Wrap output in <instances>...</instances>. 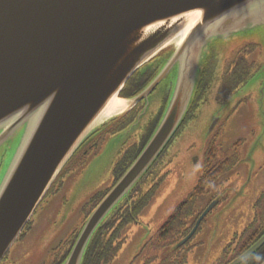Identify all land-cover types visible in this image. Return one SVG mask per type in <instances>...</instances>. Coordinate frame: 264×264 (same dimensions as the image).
I'll return each instance as SVG.
<instances>
[{
  "label": "water",
  "instance_id": "1",
  "mask_svg": "<svg viewBox=\"0 0 264 264\" xmlns=\"http://www.w3.org/2000/svg\"><path fill=\"white\" fill-rule=\"evenodd\" d=\"M257 31L264 32V0H0V151L24 130L0 186V264L85 143L146 100L121 136L131 134L150 95L177 68L162 121L64 263L82 264L96 231L177 133L210 48ZM175 44L151 85L134 98L120 96L140 69ZM263 245L264 237L232 264Z\"/></svg>",
  "mask_w": 264,
  "mask_h": 264
},
{
  "label": "flooded vegetation",
  "instance_id": "2",
  "mask_svg": "<svg viewBox=\"0 0 264 264\" xmlns=\"http://www.w3.org/2000/svg\"><path fill=\"white\" fill-rule=\"evenodd\" d=\"M229 50L226 43H219L210 48L200 69L192 103L177 133L128 197L119 203L96 231L87 247L82 264H134L133 259L128 261L129 257L125 252L127 243L133 235V231L130 230L132 225L140 227L141 233L148 234L134 257L136 261L143 258L141 264H183L189 259L193 241L206 231L208 222L214 220L215 224L218 223L227 212L226 206L240 200L241 195L245 196L243 199L249 204L248 210L242 212L243 204L241 203V211L239 209L241 205L237 206L236 209L240 212L234 215L249 218L250 223L243 232L235 234L236 238L233 242L225 247L221 264H232L264 237V139L258 149L251 150L248 147L253 144L250 141L257 134L259 136L262 132L264 135V102L258 104V100L246 101L242 98L241 93L252 80L254 73L242 69L239 63L235 65L245 49L234 48L230 52ZM172 54V49L168 48L151 60L129 80L120 96L131 99L140 95L163 72ZM176 70L177 68L170 72L154 91L161 89V108L147 125L145 133L140 136V142L127 148L126 152L142 144L143 150L150 141L171 101L176 83ZM262 87L264 88V82ZM246 102L249 104L252 102V106L247 108L250 115L254 114L259 118L258 129L255 128V132L251 130L255 135L250 141L242 136L245 133L241 131L237 133L239 137L232 144H226L225 138L229 124L232 119L240 116L241 110L246 107ZM146 107L147 101L144 100L131 112L101 129L85 144L87 148L85 145L81 148L82 157L92 147L99 149L107 143L108 139L105 138L107 135L111 134V138L129 130ZM188 126L192 128V133L197 140L204 142L205 145L202 169L194 189L177 204L160 229L152 234L151 225L144 223L142 218L157 197L159 185L163 180L157 169L176 136ZM111 130L115 131L111 133L109 132ZM140 153L119 178L115 175V182L104 197L120 181ZM200 160L197 156L195 165L199 164ZM57 185L58 181L55 187ZM208 210V214L201 220ZM199 222L194 235L182 245ZM65 247V243L61 245L51 264H55V259L59 263L64 260ZM262 249L264 245L241 264H263Z\"/></svg>",
  "mask_w": 264,
  "mask_h": 264
},
{
  "label": "rangeland",
  "instance_id": "3",
  "mask_svg": "<svg viewBox=\"0 0 264 264\" xmlns=\"http://www.w3.org/2000/svg\"><path fill=\"white\" fill-rule=\"evenodd\" d=\"M226 46L230 49L229 52L234 48L245 49L235 65L239 63L242 69L254 73L252 80L241 93L242 98L246 101L258 100V104L264 102V95H262L264 76L260 74L264 64V32L257 31L230 39ZM176 47L175 44L169 49L174 50ZM160 90L150 97L147 113L131 134L127 136L120 134L111 138L109 134L105 137L108 139L107 143L99 149L94 146L88 150L90 153L87 151L83 157L81 151L75 155L58 178V185L48 194L23 232L24 236L17 241L2 264H51L61 245L64 243L66 247L69 245L104 200L103 192H108L115 182V169L127 148L140 142V136L145 133L147 125L158 114L162 101ZM245 104L246 107H243L240 116L232 119L229 124L225 138L226 144H232L239 137L237 133L241 131L245 133L242 136L250 141L255 135V128L258 129L259 118L254 114L250 115L247 108L252 106V102ZM23 135L24 130L16 133L15 137L0 151V186L17 153ZM262 139L264 135L261 132L250 141L253 144L248 146L249 149H258ZM85 147L87 148V145ZM204 152V142L197 140L189 126L181 130L167 149L157 169L159 176L163 177L158 188V195L146 210L145 217L142 218L144 223L151 225L152 229H148H151L152 234L160 229L177 204L194 189L204 162ZM197 156L201 160L195 165ZM244 197L241 195L240 200L236 199L237 201L227 205L225 208L227 212L218 223L215 224L214 220L208 222L206 231L193 241L189 259L183 264H221L225 247L233 242L236 238L235 234L243 232L250 223L249 218L234 215L241 211V203L243 204L242 212L248 210L249 204L243 199ZM237 206H240V211L236 209ZM140 229L138 226L130 227L135 236H131L125 248L129 257L128 261L133 259L134 264L142 263L143 258L136 261L134 257L148 236L145 232L141 233ZM54 261L56 262V259Z\"/></svg>",
  "mask_w": 264,
  "mask_h": 264
},
{
  "label": "trees",
  "instance_id": "4",
  "mask_svg": "<svg viewBox=\"0 0 264 264\" xmlns=\"http://www.w3.org/2000/svg\"><path fill=\"white\" fill-rule=\"evenodd\" d=\"M247 74V72H246ZM248 75V74H247ZM143 144L141 146H134L132 147L129 151L126 152V154L124 155V157L122 158V160L118 163L116 169H115V175L119 178L120 174L122 172H124L126 170V168L133 162V160L137 157V155L141 152L142 148H143ZM55 187V186H54ZM53 190V188H52ZM51 190V191H52ZM103 193H107L106 191ZM97 196L95 197L96 200ZM29 226V225H28ZM81 231V230H80ZM80 231L77 232L76 236L74 237V239H72L71 242H69V245L66 247L65 252H66V256L64 257V260L59 263V261L55 262V264H64L65 261L67 260V258L70 255V250L72 249V247L74 246V243L77 239L78 234L80 233ZM24 235H22L21 237H23ZM68 250V251H66ZM262 252L264 251V249L261 250Z\"/></svg>",
  "mask_w": 264,
  "mask_h": 264
}]
</instances>
